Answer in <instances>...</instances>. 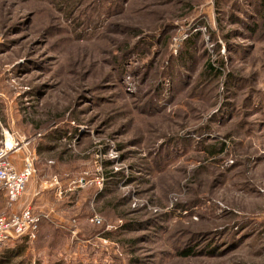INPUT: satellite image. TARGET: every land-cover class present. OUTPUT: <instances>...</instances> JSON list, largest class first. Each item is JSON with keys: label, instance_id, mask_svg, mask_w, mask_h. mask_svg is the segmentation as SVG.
<instances>
[{"label": "rangeland", "instance_id": "rangeland-1", "mask_svg": "<svg viewBox=\"0 0 264 264\" xmlns=\"http://www.w3.org/2000/svg\"><path fill=\"white\" fill-rule=\"evenodd\" d=\"M260 1L0 0V148L42 216L0 264H264Z\"/></svg>", "mask_w": 264, "mask_h": 264}, {"label": "built area", "instance_id": "built-area-1", "mask_svg": "<svg viewBox=\"0 0 264 264\" xmlns=\"http://www.w3.org/2000/svg\"><path fill=\"white\" fill-rule=\"evenodd\" d=\"M12 145V144H11ZM19 148L6 144L0 148V189L7 195L8 203L14 204L25 194L36 168L31 155L24 159V167L18 170L11 160V154ZM57 183V181H55ZM96 221H99L95 217ZM42 216L32 208L17 213L0 215V248L20 239L36 240L40 231Z\"/></svg>", "mask_w": 264, "mask_h": 264}, {"label": "crops", "instance_id": "crops-1", "mask_svg": "<svg viewBox=\"0 0 264 264\" xmlns=\"http://www.w3.org/2000/svg\"><path fill=\"white\" fill-rule=\"evenodd\" d=\"M15 153V154H14ZM11 154V159H12V162L14 163V165L16 166V168L18 170H21L23 169L24 167V158H20V157H17V153L14 152ZM30 192V190H29ZM38 196L39 194L36 193V195H34L32 197V199H28V196L27 198L24 200H19L17 201L16 203L14 204H9L8 203V199H7V195H6V192L2 189H0V215L3 214V213H17V212H21L22 210L26 209V208H32L34 211L37 206H38Z\"/></svg>", "mask_w": 264, "mask_h": 264}, {"label": "trees", "instance_id": "trees-1", "mask_svg": "<svg viewBox=\"0 0 264 264\" xmlns=\"http://www.w3.org/2000/svg\"><path fill=\"white\" fill-rule=\"evenodd\" d=\"M260 10H261V13H264V0H261L260 1ZM211 247H209V249H210ZM189 249V248H188ZM188 249H184L185 251H187V253H184L183 254V256H186V257H188V256H190V255H192V254H190L189 252H188Z\"/></svg>", "mask_w": 264, "mask_h": 264}, {"label": "bare ground", "instance_id": "bare-ground-1", "mask_svg": "<svg viewBox=\"0 0 264 264\" xmlns=\"http://www.w3.org/2000/svg\"><path fill=\"white\" fill-rule=\"evenodd\" d=\"M7 145H8L9 147L12 146L10 140H8Z\"/></svg>", "mask_w": 264, "mask_h": 264}]
</instances>
